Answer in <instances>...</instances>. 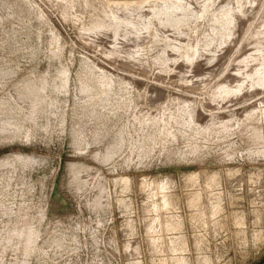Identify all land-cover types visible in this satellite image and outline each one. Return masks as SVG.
Returning <instances> with one entry per match:
<instances>
[{
	"label": "rangeland",
	"instance_id": "rangeland-1",
	"mask_svg": "<svg viewBox=\"0 0 264 264\" xmlns=\"http://www.w3.org/2000/svg\"><path fill=\"white\" fill-rule=\"evenodd\" d=\"M0 264H264V0H0Z\"/></svg>",
	"mask_w": 264,
	"mask_h": 264
}]
</instances>
